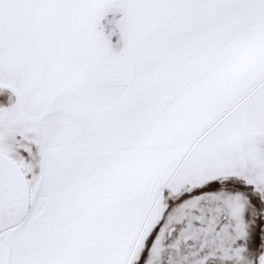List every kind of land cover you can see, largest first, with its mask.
Listing matches in <instances>:
<instances>
[{"label": "snow or ice", "instance_id": "1", "mask_svg": "<svg viewBox=\"0 0 264 264\" xmlns=\"http://www.w3.org/2000/svg\"><path fill=\"white\" fill-rule=\"evenodd\" d=\"M0 264H264V0H0Z\"/></svg>", "mask_w": 264, "mask_h": 264}]
</instances>
